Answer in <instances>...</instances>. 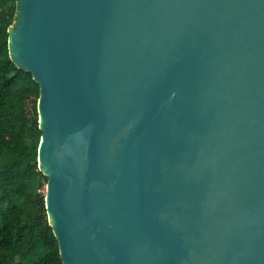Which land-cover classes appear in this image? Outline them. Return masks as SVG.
<instances>
[{"label":"water","instance_id":"95a60500","mask_svg":"<svg viewBox=\"0 0 264 264\" xmlns=\"http://www.w3.org/2000/svg\"><path fill=\"white\" fill-rule=\"evenodd\" d=\"M63 264H264V0H16Z\"/></svg>","mask_w":264,"mask_h":264},{"label":"trees","instance_id":"16d2710c","mask_svg":"<svg viewBox=\"0 0 264 264\" xmlns=\"http://www.w3.org/2000/svg\"><path fill=\"white\" fill-rule=\"evenodd\" d=\"M15 18L16 0H0V264H63L37 163L39 86L8 53Z\"/></svg>","mask_w":264,"mask_h":264},{"label":"rangeland","instance_id":"374dc122","mask_svg":"<svg viewBox=\"0 0 264 264\" xmlns=\"http://www.w3.org/2000/svg\"><path fill=\"white\" fill-rule=\"evenodd\" d=\"M45 186V185H44ZM42 192H44V187H43V189H42Z\"/></svg>","mask_w":264,"mask_h":264}]
</instances>
